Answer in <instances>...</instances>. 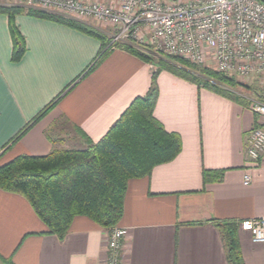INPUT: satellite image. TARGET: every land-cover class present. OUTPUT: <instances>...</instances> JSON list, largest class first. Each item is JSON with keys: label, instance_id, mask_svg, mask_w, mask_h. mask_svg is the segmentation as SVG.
Here are the masks:
<instances>
[{"label": "crops", "instance_id": "obj_1", "mask_svg": "<svg viewBox=\"0 0 264 264\" xmlns=\"http://www.w3.org/2000/svg\"><path fill=\"white\" fill-rule=\"evenodd\" d=\"M15 22L26 51L13 62L7 15L0 12V164L19 154L83 147L81 132L97 141L147 92L151 61L118 47L89 69L100 51L96 37L27 13ZM156 80L154 115L180 135L181 149L148 176L128 180L118 223L127 228L122 264H228L216 223L264 215V151L251 159L245 150L247 134L262 122L251 101L264 99V86L252 80V95L240 93L237 101L167 70ZM203 169L223 173L203 182ZM45 230L26 197L0 188V254L15 264H104L108 230L89 217L75 216L63 238ZM237 236L244 263L264 264V242H252L240 227Z\"/></svg>", "mask_w": 264, "mask_h": 264}, {"label": "trees", "instance_id": "obj_2", "mask_svg": "<svg viewBox=\"0 0 264 264\" xmlns=\"http://www.w3.org/2000/svg\"><path fill=\"white\" fill-rule=\"evenodd\" d=\"M259 1L264 3V0ZM0 12L7 15L12 43L10 60L13 62L20 60L26 51L25 37L15 22V16L20 13L50 19L96 37L100 41V51L89 69L109 51L106 49L110 40L108 33L92 24L21 5L0 4ZM117 47L145 61L156 62L147 92L134 97L97 141L90 140L81 132L83 147L57 148L43 155L19 154L0 164V188L26 197L46 225L43 232L55 234L58 238L66 235L73 218L78 215L89 217L107 230L118 225L128 180L148 176L154 166L172 160L180 151V135L167 130L153 112L158 97L156 78L161 70L219 95L237 101L243 98L234 90L240 84L235 75L224 74L178 56L153 60L147 53L149 46L137 47L123 42L117 43ZM62 91L47 102L15 137L43 116ZM259 101L264 102V99ZM257 125L260 124L256 122L254 126ZM222 173L223 170L203 169L202 180H218ZM216 224L223 237L228 264H245L237 236L238 221L223 220ZM0 261L2 264H15L2 254Z\"/></svg>", "mask_w": 264, "mask_h": 264}, {"label": "built area", "instance_id": "obj_3", "mask_svg": "<svg viewBox=\"0 0 264 264\" xmlns=\"http://www.w3.org/2000/svg\"><path fill=\"white\" fill-rule=\"evenodd\" d=\"M62 14L82 22L92 20L112 28L108 47L130 42L170 56L187 58L224 74L249 78L264 74V3L259 0H0ZM260 125L246 136V154L264 151V102L253 100ZM250 175H244L248 183ZM239 227L254 243L264 242V215L241 219ZM127 228L108 230L104 264H122Z\"/></svg>", "mask_w": 264, "mask_h": 264}, {"label": "rangeland", "instance_id": "obj_4", "mask_svg": "<svg viewBox=\"0 0 264 264\" xmlns=\"http://www.w3.org/2000/svg\"><path fill=\"white\" fill-rule=\"evenodd\" d=\"M161 1H165V0H161ZM99 25L102 26L101 24H99ZM102 30H108L109 32H111L112 31V28L107 27V26L106 27L105 26H102ZM107 36L109 37V34H107ZM107 45H108V43H107ZM107 45H106V49L107 50L108 49L110 50L111 48L108 47ZM147 53H148V55H150V57L153 60H157L158 58H161V57H164V58H172V56L167 55V54H165V53H163L161 51L154 50L153 48H150V47H149V49H147ZM152 63H153V66L156 67V65H157L156 62H152ZM253 76H256V75H253ZM253 76H251V77H253ZM251 77H249V78H239V77H236L237 81H239L240 84L237 85L234 88L235 92H237V93H243V94H251L252 95V93L249 90V89H252L253 88L251 86V84H253L252 83V80H255V81L257 80L259 82V85L264 86V83H263L264 82V75H258L257 77H254L252 79H251ZM255 88H256V86H255ZM262 89L263 88H261V90ZM0 264H2L1 261H0Z\"/></svg>", "mask_w": 264, "mask_h": 264}]
</instances>
